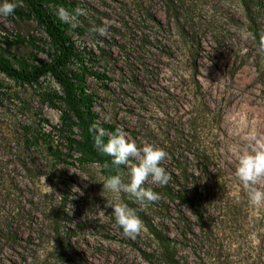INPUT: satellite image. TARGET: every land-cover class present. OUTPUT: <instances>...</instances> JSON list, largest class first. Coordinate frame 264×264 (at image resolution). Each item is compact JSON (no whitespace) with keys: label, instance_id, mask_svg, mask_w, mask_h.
<instances>
[{"label":"rangeland","instance_id":"374dc122","mask_svg":"<svg viewBox=\"0 0 264 264\" xmlns=\"http://www.w3.org/2000/svg\"><path fill=\"white\" fill-rule=\"evenodd\" d=\"M66 1L83 13L80 26L68 30L83 64L104 75H86L98 120L122 128L138 145L162 147L168 157L161 166L176 174L173 163L193 170L197 129L211 147L206 223L220 234L221 263L264 264V207L248 203L233 154L247 131L264 134V78L251 39L243 38L245 8L264 36V0ZM105 21L112 22L107 35L89 32ZM0 34L32 37L37 56L47 57L33 20L0 16ZM8 49L24 57L33 51L29 43ZM57 88L48 76L20 85L0 74V264H163L145 227L132 239L116 224L105 204L118 199L160 228L192 263L199 231L188 206L103 191L96 164L53 160L49 148L59 138L51 125L58 124V111L40 94ZM129 173L130 166L119 171L125 183ZM149 207L155 212L147 215Z\"/></svg>","mask_w":264,"mask_h":264},{"label":"trees","instance_id":"16d2710c","mask_svg":"<svg viewBox=\"0 0 264 264\" xmlns=\"http://www.w3.org/2000/svg\"><path fill=\"white\" fill-rule=\"evenodd\" d=\"M21 2L23 6L17 7L12 16L16 19L34 21L36 27L43 32L42 40L46 42L44 50L47 57L44 59L37 56L39 47L32 37L0 34V74L20 85L36 84L44 76L50 77L56 83L57 89H48L40 94L41 101L58 111V124L51 125V129L59 138L58 145L49 148L53 160L64 161L66 158H71L80 165L96 164L102 177L117 174L125 165H120L118 169L112 165V157L97 150L94 146L93 133L89 131L93 124L104 128L107 132L116 129L113 123L98 120L97 113L93 109L95 95L86 86L87 74L98 79L103 78L104 75L90 71L83 64L82 54L74 46L68 33L70 26L62 22L57 15V8L61 6L72 11L70 2L66 0H21ZM245 10L248 19L247 31H251L256 37V40L251 42L256 49L257 62H259L258 74L264 78V54L258 51L261 35L247 8ZM17 43H29L33 51L28 52L24 57L8 49ZM83 52L86 55L91 53L89 50ZM197 126L198 123L195 127ZM209 128L212 129L213 126L209 125ZM195 131L194 140L191 141L195 145L193 170L173 163L177 174L167 171L171 176L169 183L151 188L160 194L159 200L162 202L175 201L178 206L185 205L191 209L199 232L194 242L190 239V234L188 237H186L187 233L184 235L188 241L192 240L193 247L190 248L196 251V259L190 263L180 257L169 237L156 225L144 220L147 237L155 243L157 257L163 264H222L220 234L213 233L206 223L210 208L209 191L212 189L205 184L207 174L212 173L211 147L205 139V141L200 140L196 135L198 131ZM144 187L148 188L150 185ZM220 188L221 184L217 182L215 192ZM157 209L166 211L162 204H159ZM153 212L155 211L152 207H149L144 213L148 215ZM178 212L182 214L181 210Z\"/></svg>","mask_w":264,"mask_h":264},{"label":"clouds","instance_id":"9594fccd","mask_svg":"<svg viewBox=\"0 0 264 264\" xmlns=\"http://www.w3.org/2000/svg\"><path fill=\"white\" fill-rule=\"evenodd\" d=\"M22 6L21 0H3L0 3V16H11L17 7ZM82 14L80 9L70 11L62 6L57 9L59 19L73 29L80 26L79 16ZM111 25V21H105L102 26L93 25L89 32L105 36ZM243 38L256 40L251 31H245ZM258 51L264 54V36L258 42ZM89 131L93 133L94 146L97 150L112 157V165L117 169L120 165L130 166L129 182L125 183L121 174L117 172L98 181L103 184V191L115 194L126 193L129 197H134L137 202L154 203L161 198L159 193L144 185L165 186L171 179L170 174L161 166L168 157V153L162 147L146 141L138 145L119 127L113 132H107L104 128L93 124ZM105 137H107L106 141ZM243 140L245 141L243 146L233 148L236 158L235 176L246 193L248 203L257 208L264 207V134L252 129L247 131ZM130 160H134L135 163L130 164ZM42 179L44 182L45 177L43 176ZM46 188L48 194L54 192L51 187L46 186ZM55 197L62 198L59 194ZM105 207L112 209L116 224L125 236L135 239L144 230V223L136 210L130 208L123 200L106 201Z\"/></svg>","mask_w":264,"mask_h":264}]
</instances>
